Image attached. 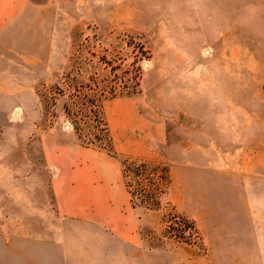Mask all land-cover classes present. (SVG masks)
Masks as SVG:
<instances>
[{
	"label": "rangeland",
	"instance_id": "obj_1",
	"mask_svg": "<svg viewBox=\"0 0 264 264\" xmlns=\"http://www.w3.org/2000/svg\"><path fill=\"white\" fill-rule=\"evenodd\" d=\"M52 2L58 7L53 79L36 87L42 113L36 131L20 132L39 136L53 129L60 149L75 151L72 166L95 169L93 183L107 182L110 198L103 207L58 213L40 164L41 143L3 148L0 247L3 235L13 237L11 246L29 247L34 236L93 219L138 246L139 264L152 258L155 264H264V0ZM139 42L149 53L137 64ZM139 67V91L127 94ZM84 94L101 98L113 153L82 145L65 112L67 103L83 106ZM90 125L80 123L86 136ZM150 129L165 135L153 146L146 140ZM126 157L168 166L160 208H146L141 197L132 206L121 175ZM131 181L151 188L147 179ZM184 229L186 239L175 235ZM148 249L155 254L141 256Z\"/></svg>",
	"mask_w": 264,
	"mask_h": 264
},
{
	"label": "crops",
	"instance_id": "obj_2",
	"mask_svg": "<svg viewBox=\"0 0 264 264\" xmlns=\"http://www.w3.org/2000/svg\"><path fill=\"white\" fill-rule=\"evenodd\" d=\"M57 9L52 0L46 3L0 0V150L13 152L27 141H39L40 164L49 176L57 211L73 214L86 205L106 206L111 193L107 182L94 184L98 175L96 177V170L91 167L74 168L75 151H68L72 148L69 145L60 149L58 134L53 129L39 136L22 137L20 132L22 127L36 131L42 119L34 95L40 81L53 79L52 47ZM164 137L150 129L146 140L153 146ZM83 154L79 151L78 157ZM125 189L130 196L126 186ZM74 221L75 225L69 224L73 229L60 231L57 226L50 235L34 236L36 244L29 247L11 246L9 242L13 237L7 236V242L3 235L4 244L0 247L3 264H8L14 255L18 258L17 264H139L141 261L138 246L121 233L108 230L93 219ZM144 254L154 255L155 252L148 249L142 251L141 256ZM147 264H155V259L147 260Z\"/></svg>",
	"mask_w": 264,
	"mask_h": 264
},
{
	"label": "trees",
	"instance_id": "obj_3",
	"mask_svg": "<svg viewBox=\"0 0 264 264\" xmlns=\"http://www.w3.org/2000/svg\"><path fill=\"white\" fill-rule=\"evenodd\" d=\"M149 53V50L146 48L143 42H139V53L136 55V63L138 64L141 57L146 56ZM107 56L102 58V61L110 64V61L107 60ZM123 70V69H122ZM126 73V70L123 71ZM141 78V70L140 67L135 72L134 76V85L133 90L128 91L127 94H135L137 93L138 87L140 85ZM90 89L92 87L87 85ZM99 87V86H95ZM58 94L64 95L65 91L60 86H57ZM76 90L82 93V88H76ZM84 97L87 98L83 102V106L77 104L76 101L72 103H67L64 106L66 114L73 120L74 128L79 134V139L81 140V144L84 146H93L100 149H105L109 153L114 152L113 138L111 135V131L109 128V124L107 120L103 116V112L100 109L99 102L101 98H97L94 96L93 98H89L84 94ZM86 105V106H85ZM73 106H76L77 109L75 112H72ZM74 115L75 117H73ZM89 119L88 121L86 119ZM84 124V127L87 126L88 123H91L90 134L92 136H86L83 133V127L80 126V123ZM70 128V125H69ZM95 129V130H94ZM122 163V174L125 180L126 187L131 196V204L134 208L137 207L138 202L137 199H141V203L148 209H157L161 207V197L166 192L167 182L169 180V168L168 166L161 167L159 165L152 167V163L148 160L138 159V158H130L126 157L121 159ZM161 171V173L159 172ZM152 174H159V176L154 177ZM134 177H139L140 179H147V182L150 183L151 188L148 189L147 184L140 186H136L132 183ZM165 186V187H164ZM177 230L176 228H174ZM179 231V230H178ZM177 237L181 239H186L185 229L182 232L175 234Z\"/></svg>",
	"mask_w": 264,
	"mask_h": 264
},
{
	"label": "water",
	"instance_id": "obj_4",
	"mask_svg": "<svg viewBox=\"0 0 264 264\" xmlns=\"http://www.w3.org/2000/svg\"><path fill=\"white\" fill-rule=\"evenodd\" d=\"M67 127L69 128V125Z\"/></svg>",
	"mask_w": 264,
	"mask_h": 264
}]
</instances>
